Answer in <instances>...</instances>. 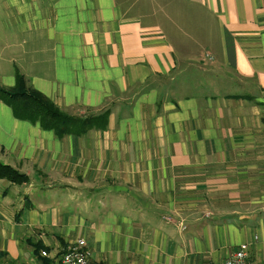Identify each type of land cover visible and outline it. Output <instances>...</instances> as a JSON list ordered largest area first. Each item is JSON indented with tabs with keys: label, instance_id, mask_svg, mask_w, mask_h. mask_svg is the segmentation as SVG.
I'll return each mask as SVG.
<instances>
[{
	"label": "crops",
	"instance_id": "0c3cea01",
	"mask_svg": "<svg viewBox=\"0 0 264 264\" xmlns=\"http://www.w3.org/2000/svg\"><path fill=\"white\" fill-rule=\"evenodd\" d=\"M17 72L108 126L58 138L0 100V264H264V0H5ZM6 9V10H5ZM82 114H77V113ZM47 250L50 257H42Z\"/></svg>",
	"mask_w": 264,
	"mask_h": 264
},
{
	"label": "trees",
	"instance_id": "16d2710c",
	"mask_svg": "<svg viewBox=\"0 0 264 264\" xmlns=\"http://www.w3.org/2000/svg\"><path fill=\"white\" fill-rule=\"evenodd\" d=\"M0 100L12 107L15 117L38 122L43 129L52 130L58 138L66 135L80 136L93 128L105 129L108 126V109L85 117L69 114L40 91L29 87L20 72H17L14 87L7 88L0 83ZM0 179L20 185L30 182L26 173L1 160Z\"/></svg>",
	"mask_w": 264,
	"mask_h": 264
},
{
	"label": "built area",
	"instance_id": "2783aa9c",
	"mask_svg": "<svg viewBox=\"0 0 264 264\" xmlns=\"http://www.w3.org/2000/svg\"><path fill=\"white\" fill-rule=\"evenodd\" d=\"M42 257H50L47 250L41 251ZM52 264H93L91 262L90 251L85 239H78L74 243L55 254ZM213 264H257L249 258V244H241L234 253L225 260Z\"/></svg>",
	"mask_w": 264,
	"mask_h": 264
},
{
	"label": "rangeland",
	"instance_id": "374dc122",
	"mask_svg": "<svg viewBox=\"0 0 264 264\" xmlns=\"http://www.w3.org/2000/svg\"><path fill=\"white\" fill-rule=\"evenodd\" d=\"M4 2H6L5 0H0V12H1V10H3V4H4ZM6 10V9H5ZM66 112V111H65ZM67 113H69V112H67ZM69 114H71V113H69ZM77 114H82V113H77ZM77 116V115H76ZM80 116V115H79ZM67 136V135H66ZM72 243H74V242H72ZM71 243V244H72ZM51 264H52V261H51Z\"/></svg>",
	"mask_w": 264,
	"mask_h": 264
}]
</instances>
